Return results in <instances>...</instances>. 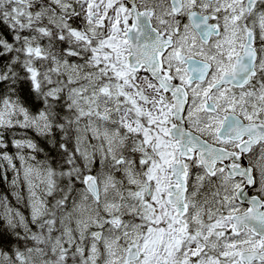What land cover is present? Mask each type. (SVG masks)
<instances>
[{
	"label": "snow or ice",
	"instance_id": "6c2138e0",
	"mask_svg": "<svg viewBox=\"0 0 264 264\" xmlns=\"http://www.w3.org/2000/svg\"><path fill=\"white\" fill-rule=\"evenodd\" d=\"M0 264H264V0H0Z\"/></svg>",
	"mask_w": 264,
	"mask_h": 264
}]
</instances>
